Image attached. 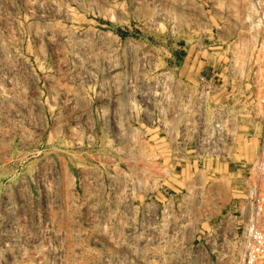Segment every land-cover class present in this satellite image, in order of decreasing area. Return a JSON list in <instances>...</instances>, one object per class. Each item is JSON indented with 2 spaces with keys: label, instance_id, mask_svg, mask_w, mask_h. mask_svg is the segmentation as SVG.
I'll use <instances>...</instances> for the list:
<instances>
[{
  "label": "rangeland",
  "instance_id": "374dc122",
  "mask_svg": "<svg viewBox=\"0 0 264 264\" xmlns=\"http://www.w3.org/2000/svg\"><path fill=\"white\" fill-rule=\"evenodd\" d=\"M0 264H264V0H0Z\"/></svg>",
  "mask_w": 264,
  "mask_h": 264
},
{
  "label": "built area",
  "instance_id": "2783aa9c",
  "mask_svg": "<svg viewBox=\"0 0 264 264\" xmlns=\"http://www.w3.org/2000/svg\"><path fill=\"white\" fill-rule=\"evenodd\" d=\"M223 124L221 119H219L215 124H214V130L218 135H226V131L223 129Z\"/></svg>",
  "mask_w": 264,
  "mask_h": 264
}]
</instances>
